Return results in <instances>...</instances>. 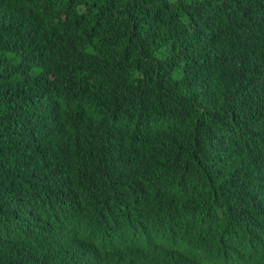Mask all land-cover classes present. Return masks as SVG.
I'll list each match as a JSON object with an SVG mask.
<instances>
[{
  "label": "trees",
  "instance_id": "obj_1",
  "mask_svg": "<svg viewBox=\"0 0 264 264\" xmlns=\"http://www.w3.org/2000/svg\"><path fill=\"white\" fill-rule=\"evenodd\" d=\"M0 264H264V0H0Z\"/></svg>",
  "mask_w": 264,
  "mask_h": 264
}]
</instances>
